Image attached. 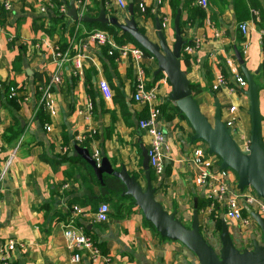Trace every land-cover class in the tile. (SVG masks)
Masks as SVG:
<instances>
[{"label":"crops","instance_id":"crops-1","mask_svg":"<svg viewBox=\"0 0 264 264\" xmlns=\"http://www.w3.org/2000/svg\"><path fill=\"white\" fill-rule=\"evenodd\" d=\"M49 1L52 8L41 12L40 8ZM93 1L97 12L89 16H96L102 5L107 15L123 22L126 10L109 8L105 0H89L92 7ZM184 1L180 0L181 5ZM9 2L10 7L3 8L0 16V242L12 237L19 244L12 253L17 264H68L70 251L63 234L62 224L66 220L62 215L65 217L67 212L71 215L77 206L74 219L98 251L95 258L83 252L80 264H197L181 243L161 238L129 200L115 197L108 200L109 194L100 199L88 198L84 189L94 196L99 195L100 189L90 167L79 156L67 154L65 159L60 158L63 134L70 152L73 144H78L89 132L96 136L90 142V152H97L100 158L99 151L103 149L115 167L124 164L131 172L139 170L140 145L145 146L146 137L138 129L137 121L145 115V107L133 101L132 94L138 70H142L146 82L151 81L155 59L142 56L135 61L131 55L117 51L114 58L106 55L104 46L86 39L84 32L90 27L69 15L72 5L77 8V0ZM143 3L150 15L135 16L138 26L156 41L154 19L161 16L167 20L164 32L171 44V0H143ZM54 4L58 7L57 17L53 13ZM196 5V0L188 3L189 7ZM200 7L205 9L202 21L197 17L187 19L188 11L181 9V34L185 43L199 39L197 56L201 63L195 65L192 57L181 54V66L190 83L200 88L194 98L202 113L208 119L213 118L216 97L221 106V119L224 122L235 119L231 127L233 136L245 148L250 130L245 89L235 87L234 92L226 87L212 89L215 76L222 72L221 66L227 70L229 86H235L225 58H233L232 52L237 46L243 47L242 58L250 71L260 68L264 0H206L205 7ZM219 11L218 17L211 18V13ZM241 23L246 25L245 34L238 27ZM214 31L219 35L215 36ZM122 34L119 29L114 36L110 34L116 45L134 44ZM55 47L61 57L57 56ZM78 52L81 53V75H74L71 59ZM206 70L210 78L206 77ZM259 74L258 70L255 82L264 133V77ZM54 77L58 80L53 82ZM161 78L150 86L160 103L166 101L170 91L169 83ZM100 81L107 82L112 92L110 99L103 98L98 87ZM12 84L19 86L20 92L15 100H8L11 98L5 97V86ZM231 106L235 110L231 111ZM159 124L169 152L164 174L153 181L157 187L155 197L186 222L190 220L193 201L202 196L194 183L197 168L190 162V154L188 158L184 156L186 146L182 137L189 136L190 129L176 112L167 109L161 111ZM19 128L21 133L11 137L10 133ZM236 180L235 173H231L230 183L233 185ZM101 203L109 206L104 221L94 216ZM118 203L122 207L117 208ZM247 208L246 214L250 216ZM210 211L206 208L198 212L206 235H217L224 220L238 249L251 248L252 240L259 239L260 232L254 221L244 225L219 212L217 226L208 218ZM210 242L217 245L216 239Z\"/></svg>","mask_w":264,"mask_h":264},{"label":"water","instance_id":"water-1","mask_svg":"<svg viewBox=\"0 0 264 264\" xmlns=\"http://www.w3.org/2000/svg\"><path fill=\"white\" fill-rule=\"evenodd\" d=\"M69 15L75 21L82 23H96L104 26H113L123 33H127L142 49L149 52L155 59L156 69L153 74L161 73L166 76L170 91L166 100L172 102L182 113L192 130L190 142L201 140L207 145L208 153L220 159V167L232 170L236 177V187L243 190L252 188L256 194L264 199V143L262 139V115L258 101V85L254 75L259 67L250 71L240 54L234 48V57L239 66L240 73L246 81L244 94L248 98L250 117V130L246 148H241L235 140L231 127L221 119V106L214 98V116L211 122L201 111L190 88V81L186 71L181 66V49L185 40L181 34V9L178 8L172 20L173 42L168 44L164 29L158 17H155L156 41L151 40L145 32L139 29L135 21L134 2L128 0L126 15L123 22H119L114 15H107L102 5L96 16L88 14L78 15L74 5L69 9ZM68 156H79L92 170L98 184L99 195L94 196L89 190L83 193L90 199H100L109 192L105 187L103 176L116 178L123 190L121 196H129L134 205L140 210L143 218L154 230L168 240L181 243L194 256L197 264H264V218L249 207L248 213L259 229V239H253L251 248L238 249L231 237L228 226L221 220L217 235L207 234L202 230L197 209V199L193 201L189 224L177 216L175 210H167L156 199L151 179V170L148 165L146 147L140 145V167L145 187L143 188L135 173L127 169L124 164L115 167L100 149L99 156H94L88 148L73 144ZM210 239H216L217 245L211 244ZM185 264H189L186 262Z\"/></svg>","mask_w":264,"mask_h":264},{"label":"built area","instance_id":"built-area-1","mask_svg":"<svg viewBox=\"0 0 264 264\" xmlns=\"http://www.w3.org/2000/svg\"><path fill=\"white\" fill-rule=\"evenodd\" d=\"M0 2L4 9L10 7L9 0H0ZM105 3L109 8L116 7L120 10L127 9L126 0H105ZM139 3L140 6L144 5L143 0H140ZM76 4L77 13L81 16L89 5V0H77ZM196 4L205 7L206 0H196ZM49 8H52L50 1L42 6L40 11L46 12ZM61 11L65 12V9L61 8ZM161 24L164 28L167 24V20L163 19ZM238 27L243 34L246 33L247 28L245 24H238ZM84 33L88 41L98 46L108 45V54L117 51L121 55H131L135 61H139L143 56L142 50L135 44L116 45L110 33L105 29L92 28ZM214 35L218 36L219 32L214 31ZM199 48V39L193 38L191 42L183 45L181 54L192 57L193 63L195 65H200L201 60L197 56ZM55 50L57 56L61 57L59 49L55 47ZM71 61L73 66L72 73L74 75H81V53L78 52L72 57ZM225 66L229 74L233 76L234 79L232 81L235 86H229L228 78L221 72L214 78L215 84H213V89L217 90L226 87L229 92H234V88L236 87L244 90L247 84L243 75L238 71L234 58L226 56ZM161 76V80L164 83L168 82L165 75ZM57 80V77H54L53 82ZM98 87L104 99H110L112 97V92L106 81H100ZM19 92V86L11 85L8 89L7 96L9 98H15L18 96ZM132 99L145 107V115L138 119L137 126L146 137L145 147L147 150L149 168L154 172L155 177H161L166 169L169 146L166 141L165 133L159 124L161 120L160 102L154 90L152 88H147L142 70H138ZM230 110H235V106H231ZM234 120L235 119H230L227 121V126L232 127V122ZM262 139L264 143V133H262ZM187 146L190 148L189 160L192 165L197 168L194 183L200 188L202 196L208 200L206 208L212 210L217 206L220 210H224V215L226 217L239 220L244 225L253 221L252 217L243 215L242 210L244 207L251 208L264 218V199L258 196L250 187L239 190L236 187V183L232 185L230 183V175L231 173L234 174V172L230 171V169H223L220 167V159L216 155L208 153L205 142L198 140L190 144L187 143ZM94 156L98 158L97 152H94ZM108 213V204L101 203L94 216L96 220L104 221L107 219ZM77 214L78 207L74 206L70 218L62 224L64 238L70 251L68 264H80L82 253L85 251L89 252L91 258H95L98 254L90 236L83 231L81 226H79L74 219ZM18 245L19 244H17L12 237L0 242V264H17L12 253Z\"/></svg>","mask_w":264,"mask_h":264},{"label":"trees","instance_id":"trees-1","mask_svg":"<svg viewBox=\"0 0 264 264\" xmlns=\"http://www.w3.org/2000/svg\"><path fill=\"white\" fill-rule=\"evenodd\" d=\"M191 1H193V0H185L184 1L185 3L181 5L180 0H171L172 16L174 17L175 12L177 11L178 8H180V9H186L188 11L187 19L190 20L193 17H197L198 19H200V21H202L203 18H204V16H205V9L204 8H201L200 6H197V5L196 6L189 7L188 6V3L191 2ZM93 4H95L94 7H92L90 5H88L86 7V9L84 10V13L85 14H89L91 12H93L95 14L97 12L96 2L93 1ZM56 5H58V4L56 3ZM56 5L54 4V8H53V13L56 15L55 17H57V14H58V12H57L58 7ZM134 13H135V16H141L143 18H146L147 16L150 15L149 12H148V8H146L144 5L143 6H140L139 1H137V0H134ZM219 13H220V11L217 12V13H215V14L211 13V18L212 17H215V18L218 17V14ZM0 16H3V7H2L1 2H0ZM159 17L162 20V17L161 16H159ZM261 19H262V22H264V16H262ZM84 24L87 27H90V29L91 28L106 29L113 36H114L115 32L118 31V29L115 28V27H113V26H104V25H100V24H96V23H84ZM180 27H182V22L181 21H180ZM139 29L142 32H144V29L142 27H139ZM122 35L123 36H126L128 38V41H132L135 45H137L138 47H140L134 40H132L130 38V36L127 33H123ZM261 43H262V53H263V57H262V61H261L260 68H259V71H260L259 76L264 77V35L261 36ZM104 48H105L106 55H108L111 58H114V56H115L114 55V51H113L112 54H108L109 46L108 45H105ZM140 49L142 50L143 56L151 57V55L149 54L148 51L142 49L141 47H140ZM236 49L240 52L241 56H243V47L242 46H237ZM232 55H233L234 61L236 63V60H235V57H234V51L232 52ZM17 60H18V57L15 59V63L17 62ZM204 67H207V65L204 64ZM237 67H238V71H240L238 65H237ZM221 70H222V73L226 75L227 70H225L223 68V66H221ZM205 75H206L207 78H210V74L208 73V70H206ZM255 75H254V79L256 80L257 77ZM160 76H161V73H158L156 75H152L151 81H149V82L147 81L146 82L147 88H150L151 82H155L157 79H159ZM12 85H14V84H12ZM10 86L11 85L5 86V92L6 93L8 92V89H9ZM190 88L192 90V93H193V96L194 97L200 91V88L196 84H191L190 83ZM212 90L214 91V89H212ZM89 94L92 95V92H90ZM6 96H7V94H5V97ZM15 99L16 98H11V99H8V100H15ZM160 109H161L162 112L165 111L166 109L168 111L171 110L173 112H176L177 115H178V117L180 119L185 120V118L182 115V113L175 107V105L172 102H169L167 100L165 102L164 101L161 102L160 103ZM19 133H21V129L20 128L15 133H12L11 132L10 133V136L11 137L18 136ZM190 136H191V134H189L188 137L190 138ZM95 137L96 136L92 135L91 133L86 132L85 135H84V137H83V139L80 140V141H78V145L81 146V147L89 148V145H90L91 140L92 139H95ZM61 149H62L61 150L62 152L60 154V158L65 159L67 157V154H68L69 150H70V147L68 146V141L66 140V137L64 136V134H63V143H62V148ZM41 158L43 160L47 161L46 160V157L44 155H41ZM154 176H155L154 175V172L151 170V179L152 180H154ZM103 180H104L105 187H106V189L109 192L108 193L109 194V197H107L108 200H110L112 197H115L117 199H127V200H129V203L131 205L134 204L133 200L129 196H121L120 195L121 191L123 190V186L121 185V183L116 178H114L112 176H109V175H104L103 176ZM196 198H197V209H198V212H200L201 210H204L206 208V206L208 205V200L205 199L203 196H197ZM116 207L117 208L122 207V203H118V205H116ZM219 212L224 213V210H220L217 206H215L210 211V214H209V217H208L209 220H214L216 222V225L217 226H218V223L220 222ZM242 213H243L244 216H248L246 214V207L243 208ZM62 216H63V218L66 221L70 218V214L68 212L66 213L65 217H64V215H62ZM153 230H154V228H153ZM161 238H164V237H161Z\"/></svg>","mask_w":264,"mask_h":264},{"label":"rangeland","instance_id":"rangeland-1","mask_svg":"<svg viewBox=\"0 0 264 264\" xmlns=\"http://www.w3.org/2000/svg\"><path fill=\"white\" fill-rule=\"evenodd\" d=\"M164 29V28H163ZM161 75H163V74H161ZM246 89V88H245ZM209 120L212 122L213 121V118L211 117V118H209ZM186 126V128H188V130H189V134H192V130H191V128L186 124L185 125ZM184 128V127H183ZM182 139H184V145L186 146V148H185V150H184V152H185V154H184V156L186 157V158H188V155H189V153H190V148L187 146V143H193V142H195V141H198V140H195V141H193V142H190V139H189V137L187 136V135H184L183 137H182ZM230 171H232V170H230ZM133 173H135V175H136V177H137V179L139 180V182H140V184H141V186L144 188L145 187V181H144V179H143V175H142V173H141V171L140 170H137V171H135V172H133ZM233 174V173H232ZM154 179H155V176H154ZM154 181V180H153ZM237 181V180H236ZM184 223H186V224H189V220H187L186 222L184 221Z\"/></svg>","mask_w":264,"mask_h":264}]
</instances>
